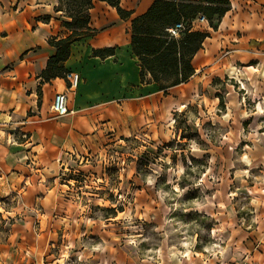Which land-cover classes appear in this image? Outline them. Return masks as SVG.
<instances>
[{
  "label": "crops",
  "instance_id": "crops-1",
  "mask_svg": "<svg viewBox=\"0 0 264 264\" xmlns=\"http://www.w3.org/2000/svg\"><path fill=\"white\" fill-rule=\"evenodd\" d=\"M152 2L119 0L129 13L121 19L115 8L93 0L90 34L70 46L63 64L79 75L77 87L69 89L65 78H41L55 54L49 41L70 33L60 1L0 0V204L6 205L0 211L13 219L0 225V264H264V128L253 122L255 134L243 139L241 124L244 115L264 116V0H229L216 30L207 22L198 29L209 37L191 60L193 75L165 91L141 83L130 48L131 20ZM103 49L113 54H97ZM58 93L67 94L70 114L52 113ZM201 104L215 125L212 141L205 142L216 164L224 171L239 166L238 175L220 174L195 208L217 224L226 243L212 258L195 251L186 261L184 255L165 263L161 255L138 261L114 229L123 212L107 214L113 206L108 197L120 187L116 180L108 185L105 158L116 159L114 150L135 140L147 143V150L168 143L180 136L173 127L177 114L187 118L189 107ZM150 165L157 167L151 162L148 170ZM146 173L134 165L125 181L137 187L133 212L139 209L159 226L165 207L156 196L162 191ZM74 174L84 181L75 182ZM231 197L245 199L241 209Z\"/></svg>",
  "mask_w": 264,
  "mask_h": 264
},
{
  "label": "rangeland",
  "instance_id": "rangeland-1",
  "mask_svg": "<svg viewBox=\"0 0 264 264\" xmlns=\"http://www.w3.org/2000/svg\"><path fill=\"white\" fill-rule=\"evenodd\" d=\"M64 3L66 8L67 4H72L73 1ZM80 17H83V14ZM205 25V22L199 23L195 25L194 30L202 29ZM74 28L73 30L78 29L79 31L80 24L75 25ZM162 79L163 77L160 78L163 82ZM168 82L166 80L163 83ZM218 95L224 109V94L221 92ZM244 107L249 113V104L244 103ZM189 109L191 113L187 115V118L177 114L175 123L173 122V127L180 129L181 132L178 134L180 136H176L173 140L158 147L152 146L149 150L146 149L147 143L135 140L136 143L130 144V146L124 145L121 149L114 150V153H117V160L105 158L107 166L102 173L109 180L108 185L111 181L116 180L115 185L119 184L120 187H116V192L110 193L108 197L110 202L113 201V206L107 208V214L116 216L123 212L115 220L114 229L119 236V243L130 245L131 249H134L138 261L147 257L156 258L160 255L162 263L170 262L172 258L179 257V255H184L183 260L186 261L190 258L189 253L193 254L195 251L203 255L200 256L202 259L212 258L215 255H220L221 248L226 243L223 231L216 227L217 224L203 214L195 212V208H198L199 200L213 192L209 186L213 187L218 184L220 174L230 172L232 176L238 175L240 173L239 166L232 165V171H227L226 168L224 171L220 165L216 164L214 154L207 149L205 142V140L212 141L209 138L213 137L212 131L215 127L207 117L206 113L209 110L205 109L203 104L200 107L195 106V109L190 107ZM194 111L195 113H193ZM219 111L221 110L219 109ZM247 115L243 116L241 122L243 139L247 133L255 134L253 122L254 124L256 122L260 128H264V116L251 119ZM188 121H190V126L185 124ZM199 129L202 130L201 136L198 133ZM150 145H152L151 142ZM134 148L135 152H133ZM242 149L240 147L236 149L237 156ZM151 162L157 167L150 165L151 170H148L147 167ZM134 165L140 175L147 172L146 174H149L155 182L157 181L155 186L162 191L160 195L156 196V200L162 203L163 208L165 207L163 209L165 213H162L161 218L158 217L160 218L159 226L154 225L153 220L144 218L139 209L136 213L133 212V195L137 187L133 182L125 181V176L127 177L125 174ZM154 169H156L155 173L152 172ZM255 172L254 170L250 171V174ZM160 175H162V183H159V179L156 178ZM75 180L76 182L81 181L80 178H75ZM230 199L235 209H239L245 201V199L240 200L232 197ZM0 207L6 209V205L0 204ZM3 216L5 217L1 210L0 225L3 223ZM8 220L11 222L13 219L9 218ZM9 221L4 219L6 223ZM230 223L233 227L234 222ZM239 223L241 226L246 224L242 220ZM251 224L253 225V223ZM252 225L247 226L251 227ZM236 248L242 250L240 244H237Z\"/></svg>",
  "mask_w": 264,
  "mask_h": 264
},
{
  "label": "trees",
  "instance_id": "trees-1",
  "mask_svg": "<svg viewBox=\"0 0 264 264\" xmlns=\"http://www.w3.org/2000/svg\"><path fill=\"white\" fill-rule=\"evenodd\" d=\"M59 8L69 22L63 26L70 33L64 39L49 41L55 54L47 61L41 73L43 81L65 78L69 72L64 68L68 59L70 46L89 36L90 29L88 11L93 0H59ZM65 8L64 2H72ZM115 8L121 19L129 17V13L119 7V0H98ZM63 3V4H62ZM229 0H153L147 11L131 20L130 48L138 61L141 83H153L159 91L186 82L194 73L191 66L193 56L202 48V43L209 37L207 31L186 30L177 38L169 36L167 30L182 22L189 25L199 16H203L211 30H216L221 18L229 10ZM83 14V17H80ZM80 24V30L75 25ZM97 54L112 55L113 49H103ZM168 80V83H163Z\"/></svg>",
  "mask_w": 264,
  "mask_h": 264
},
{
  "label": "built area",
  "instance_id": "built-area-1",
  "mask_svg": "<svg viewBox=\"0 0 264 264\" xmlns=\"http://www.w3.org/2000/svg\"><path fill=\"white\" fill-rule=\"evenodd\" d=\"M197 20L200 22L205 21L203 16H199ZM186 30H193V21L189 25H185V23L180 22L174 25L173 27L169 28L167 32L170 37L177 38L182 32ZM65 79L68 82L69 89L76 88L79 83V75L77 73L68 72L65 75ZM51 111L55 116H58V117L65 116L71 113V111L68 108V99H67L66 93H58L54 96L52 105H51ZM74 176L75 178H80L81 179L80 182L84 181V177H81L80 175H75V174Z\"/></svg>",
  "mask_w": 264,
  "mask_h": 264
},
{
  "label": "bare ground",
  "instance_id": "bare-ground-1",
  "mask_svg": "<svg viewBox=\"0 0 264 264\" xmlns=\"http://www.w3.org/2000/svg\"><path fill=\"white\" fill-rule=\"evenodd\" d=\"M203 22H205L206 23V21H202V22H200V21H198V20H194L193 21V29L195 28V25H197V24H199V23H203ZM246 87V86H245ZM174 252V251H173ZM172 253V252H171ZM171 255V254H170Z\"/></svg>",
  "mask_w": 264,
  "mask_h": 264
}]
</instances>
